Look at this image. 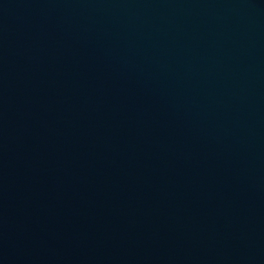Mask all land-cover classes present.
<instances>
[{
    "label": "water",
    "instance_id": "water-1",
    "mask_svg": "<svg viewBox=\"0 0 264 264\" xmlns=\"http://www.w3.org/2000/svg\"><path fill=\"white\" fill-rule=\"evenodd\" d=\"M0 264H264V0H0Z\"/></svg>",
    "mask_w": 264,
    "mask_h": 264
}]
</instances>
